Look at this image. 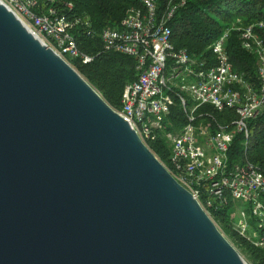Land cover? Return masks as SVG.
I'll return each instance as SVG.
<instances>
[{
    "label": "water",
    "instance_id": "1",
    "mask_svg": "<svg viewBox=\"0 0 264 264\" xmlns=\"http://www.w3.org/2000/svg\"><path fill=\"white\" fill-rule=\"evenodd\" d=\"M0 264H248L131 123L1 0Z\"/></svg>",
    "mask_w": 264,
    "mask_h": 264
},
{
    "label": "built area",
    "instance_id": "2",
    "mask_svg": "<svg viewBox=\"0 0 264 264\" xmlns=\"http://www.w3.org/2000/svg\"><path fill=\"white\" fill-rule=\"evenodd\" d=\"M43 43L68 60L83 63L93 56L83 52L71 29L82 25L93 35L88 17L70 16L56 0L41 4L39 0H1ZM119 25L101 33L104 51H115L135 58L137 78L127 83L121 106L115 109L136 129L143 141L162 130L171 144L169 164L165 166L176 180L198 199L210 215L229 200L245 201L257 217L258 230L252 233L254 243L264 247V169L245 158L230 164L229 150L235 134L243 132L249 145L248 123L264 109V39L256 24L239 27L242 46L259 58V86L245 79L233 68L226 52V31L212 46L217 63L206 68L193 59L186 48L172 40L169 22L185 0H169L160 9L158 0H139ZM263 26V22L259 23ZM69 61V60H68ZM179 99L187 123L178 131L166 130L165 120ZM211 106L217 110L233 109L237 117L230 124L217 121ZM213 124V125H212ZM236 228L249 235L251 225L245 209H238ZM211 216V215H210ZM251 236V235H250Z\"/></svg>",
    "mask_w": 264,
    "mask_h": 264
},
{
    "label": "trees",
    "instance_id": "3",
    "mask_svg": "<svg viewBox=\"0 0 264 264\" xmlns=\"http://www.w3.org/2000/svg\"><path fill=\"white\" fill-rule=\"evenodd\" d=\"M44 4L48 0H39ZM169 0H158L163 9ZM169 22L173 30L172 40L176 47L186 48L197 62H204L206 68L217 63L213 44L228 31L226 52L233 68L244 73L245 79L259 86V58L242 46L239 27L256 24V32L264 39V0H185ZM66 2L72 8H64L68 15L88 17L91 21L93 35L88 29L76 25L71 29L80 49L93 56V60L83 63L81 59L70 57V63L87 79L114 109L121 106V99L127 83L137 78L135 58L115 51H104L101 33L105 28L119 25L131 7H139V0H56L55 5L64 7ZM263 26L259 27V23ZM215 118L222 124H230L237 117L233 109L217 110L207 105ZM187 123L179 99L173 105L171 113L165 120L166 130L178 131ZM213 125V124H212ZM250 130L249 145L243 132H237L229 150L230 164L242 163L249 159L264 169V109L259 116L248 123ZM147 145L166 165L169 164L171 144L162 130H153V135L146 139ZM243 208L248 214L251 225L249 235L242 234L236 228L239 212ZM210 215L236 246L240 253L251 264H264V247L254 243L252 233L258 230L257 217L251 210V204L241 205L238 201L229 200L218 209L210 210ZM251 235V236H250Z\"/></svg>",
    "mask_w": 264,
    "mask_h": 264
},
{
    "label": "rangeland",
    "instance_id": "4",
    "mask_svg": "<svg viewBox=\"0 0 264 264\" xmlns=\"http://www.w3.org/2000/svg\"><path fill=\"white\" fill-rule=\"evenodd\" d=\"M241 205H244V204H246L247 202H245V201H242V200H239L238 201ZM243 256V255H242ZM245 258V257H244ZM246 261H247V263L248 264H251L247 259H245Z\"/></svg>",
    "mask_w": 264,
    "mask_h": 264
}]
</instances>
